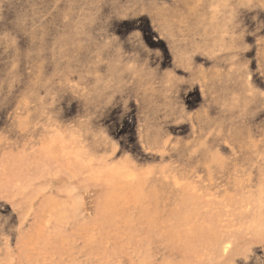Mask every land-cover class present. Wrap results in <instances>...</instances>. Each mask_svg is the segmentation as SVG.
Here are the masks:
<instances>
[{
	"label": "rangeland",
	"instance_id": "1",
	"mask_svg": "<svg viewBox=\"0 0 264 264\" xmlns=\"http://www.w3.org/2000/svg\"><path fill=\"white\" fill-rule=\"evenodd\" d=\"M0 264H264V0H0Z\"/></svg>",
	"mask_w": 264,
	"mask_h": 264
}]
</instances>
